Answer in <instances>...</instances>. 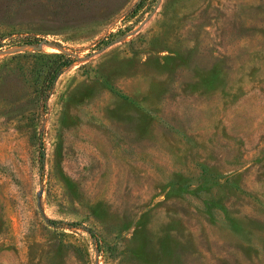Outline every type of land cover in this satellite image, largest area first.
Returning a JSON list of instances; mask_svg holds the SVG:
<instances>
[{"label":"rangeland","instance_id":"rangeland-1","mask_svg":"<svg viewBox=\"0 0 264 264\" xmlns=\"http://www.w3.org/2000/svg\"><path fill=\"white\" fill-rule=\"evenodd\" d=\"M140 1L0 0V264H264V0Z\"/></svg>","mask_w":264,"mask_h":264},{"label":"trees","instance_id":"trees-1","mask_svg":"<svg viewBox=\"0 0 264 264\" xmlns=\"http://www.w3.org/2000/svg\"><path fill=\"white\" fill-rule=\"evenodd\" d=\"M143 3V0L137 3V6H140ZM136 7L132 10V12L136 11ZM19 43H38V40H36L35 37H24L22 42ZM1 45V44H0ZM72 62L71 56L66 52H57L54 55V58L49 62V64L46 67V70L42 74V80L45 82L44 91L48 90L53 80L56 76V74L66 65L70 64Z\"/></svg>","mask_w":264,"mask_h":264}]
</instances>
